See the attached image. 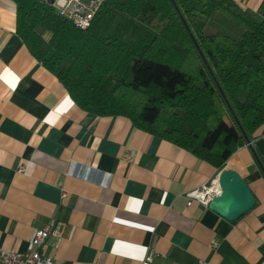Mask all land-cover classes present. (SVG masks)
Instances as JSON below:
<instances>
[{
  "label": "crops",
  "instance_id": "0c3cea01",
  "mask_svg": "<svg viewBox=\"0 0 264 264\" xmlns=\"http://www.w3.org/2000/svg\"><path fill=\"white\" fill-rule=\"evenodd\" d=\"M235 2L264 14V0ZM15 28V1L0 0L1 249L25 251L56 216L63 231L41 247L53 264H264V123L226 164L255 196L227 220L185 195L217 168L125 115L81 108Z\"/></svg>",
  "mask_w": 264,
  "mask_h": 264
},
{
  "label": "trees",
  "instance_id": "16d2710c",
  "mask_svg": "<svg viewBox=\"0 0 264 264\" xmlns=\"http://www.w3.org/2000/svg\"><path fill=\"white\" fill-rule=\"evenodd\" d=\"M14 1L17 34L89 112L125 115L218 171L264 123V14L235 0H106L79 28L46 0ZM220 11L240 35L204 33Z\"/></svg>",
  "mask_w": 264,
  "mask_h": 264
},
{
  "label": "built area",
  "instance_id": "2783aa9c",
  "mask_svg": "<svg viewBox=\"0 0 264 264\" xmlns=\"http://www.w3.org/2000/svg\"><path fill=\"white\" fill-rule=\"evenodd\" d=\"M106 0H52L50 3L55 10L65 18L69 19L76 27L87 28L90 26L93 17ZM247 143H250L247 142ZM19 171L24 170V166L17 168ZM220 192L218 182V172L209 180L197 188L186 191L187 204L192 200H198L204 205L212 196ZM61 218L53 216L42 226L35 227L27 242L25 251L5 250L0 248V264H53V258L44 254L41 250L46 238L50 234L61 235L64 227ZM216 242H212L211 246L215 247ZM154 253L146 256L145 260L150 261ZM201 264H205L201 261Z\"/></svg>",
  "mask_w": 264,
  "mask_h": 264
},
{
  "label": "water",
  "instance_id": "95a60500",
  "mask_svg": "<svg viewBox=\"0 0 264 264\" xmlns=\"http://www.w3.org/2000/svg\"><path fill=\"white\" fill-rule=\"evenodd\" d=\"M46 1L52 2V0ZM218 182L220 192L212 196L207 206L227 220H236L254 205L255 196L236 168L225 165L218 172Z\"/></svg>",
  "mask_w": 264,
  "mask_h": 264
},
{
  "label": "rangeland",
  "instance_id": "374dc122",
  "mask_svg": "<svg viewBox=\"0 0 264 264\" xmlns=\"http://www.w3.org/2000/svg\"><path fill=\"white\" fill-rule=\"evenodd\" d=\"M244 27V24L239 19L224 11H220L213 19L205 23L203 31L208 34L220 29L229 34L238 36L243 31Z\"/></svg>",
  "mask_w": 264,
  "mask_h": 264
},
{
  "label": "bare ground",
  "instance_id": "6f19581e",
  "mask_svg": "<svg viewBox=\"0 0 264 264\" xmlns=\"http://www.w3.org/2000/svg\"><path fill=\"white\" fill-rule=\"evenodd\" d=\"M228 167V166H227Z\"/></svg>",
  "mask_w": 264,
  "mask_h": 264
}]
</instances>
